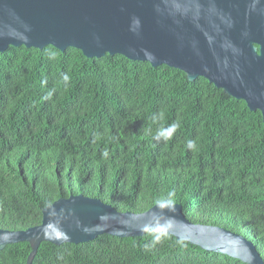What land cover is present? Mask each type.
I'll return each mask as SVG.
<instances>
[{"label": "trees", "instance_id": "1", "mask_svg": "<svg viewBox=\"0 0 264 264\" xmlns=\"http://www.w3.org/2000/svg\"><path fill=\"white\" fill-rule=\"evenodd\" d=\"M79 193L118 211L179 203L190 221L244 236L264 261L261 113L166 64L9 45L0 52V228L36 225L44 206ZM29 250L8 243L0 264H26ZM31 264L245 263L150 228L41 241Z\"/></svg>", "mask_w": 264, "mask_h": 264}, {"label": "water", "instance_id": "2", "mask_svg": "<svg viewBox=\"0 0 264 264\" xmlns=\"http://www.w3.org/2000/svg\"><path fill=\"white\" fill-rule=\"evenodd\" d=\"M250 0H0V52L9 45L60 50L72 46L86 56L122 54L152 65L166 64L187 78L205 77L247 106L264 122V72L240 65L254 48L245 19ZM161 228L207 251L264 264L251 241L217 225L194 223L178 203H155L141 212H119L82 193L59 197L42 208L40 223L0 228V249L27 241L31 264L41 241L82 242L107 233L137 236Z\"/></svg>", "mask_w": 264, "mask_h": 264}, {"label": "flooded vegetation", "instance_id": "3", "mask_svg": "<svg viewBox=\"0 0 264 264\" xmlns=\"http://www.w3.org/2000/svg\"><path fill=\"white\" fill-rule=\"evenodd\" d=\"M246 5L245 19L250 24V37L254 51L247 59L240 62V65L250 67L255 72H264V0H250ZM257 109L263 120L262 110L260 108L255 110Z\"/></svg>", "mask_w": 264, "mask_h": 264}, {"label": "clouds", "instance_id": "4", "mask_svg": "<svg viewBox=\"0 0 264 264\" xmlns=\"http://www.w3.org/2000/svg\"><path fill=\"white\" fill-rule=\"evenodd\" d=\"M64 79H65V80L68 79L67 75H64ZM50 95H51V94H49V96H50ZM193 146H194L193 141H188V147H189V148H192ZM104 155H107V153H104Z\"/></svg>", "mask_w": 264, "mask_h": 264}, {"label": "bare ground", "instance_id": "5", "mask_svg": "<svg viewBox=\"0 0 264 264\" xmlns=\"http://www.w3.org/2000/svg\"><path fill=\"white\" fill-rule=\"evenodd\" d=\"M86 196V195H85ZM100 200V199H99ZM103 202V201H102ZM105 203V202H104ZM157 203H161V202H157ZM168 203V202H167ZM107 204V203H106ZM171 204H174V203H171ZM179 204V203H178ZM110 205V204H109ZM113 207V206H112ZM114 208V207H113ZM148 209V208H147ZM118 211V210H117ZM128 211V210H127ZM119 212H123V211H119ZM132 212V211H131ZM135 213V212H134ZM150 229V228H149ZM161 229V228H159ZM163 230V229H162ZM165 231V230H164ZM166 232V231H165ZM168 233V232H167ZM142 235V234H141ZM172 235V234H171ZM137 236H140V235H137ZM126 237V236H125ZM55 244V243H54ZM30 251V250H29ZM34 257V256H33Z\"/></svg>", "mask_w": 264, "mask_h": 264}]
</instances>
